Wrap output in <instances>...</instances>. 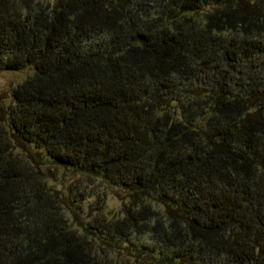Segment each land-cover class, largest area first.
Listing matches in <instances>:
<instances>
[{
	"label": "trees",
	"instance_id": "trees-1",
	"mask_svg": "<svg viewBox=\"0 0 264 264\" xmlns=\"http://www.w3.org/2000/svg\"><path fill=\"white\" fill-rule=\"evenodd\" d=\"M24 68L0 264H264V0H0Z\"/></svg>",
	"mask_w": 264,
	"mask_h": 264
},
{
	"label": "rangeland",
	"instance_id": "rangeland-1",
	"mask_svg": "<svg viewBox=\"0 0 264 264\" xmlns=\"http://www.w3.org/2000/svg\"><path fill=\"white\" fill-rule=\"evenodd\" d=\"M32 73L30 68L21 70H0V93H10L13 86ZM110 207H119V201L113 199L110 201Z\"/></svg>",
	"mask_w": 264,
	"mask_h": 264
}]
</instances>
